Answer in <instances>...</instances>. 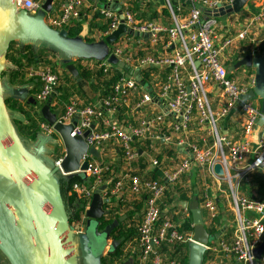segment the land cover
<instances>
[{
    "label": "built area",
    "instance_id": "built-area-1",
    "mask_svg": "<svg viewBox=\"0 0 264 264\" xmlns=\"http://www.w3.org/2000/svg\"><path fill=\"white\" fill-rule=\"evenodd\" d=\"M44 1L18 0L17 6L37 11ZM149 1L105 0L100 3L98 12L107 24L106 30L102 31L105 37L118 29L122 22L128 29L149 36L123 35L111 45L105 61L96 65L104 72L115 70L121 74L109 96L87 105H80L74 99L66 105L63 113L56 114L57 121L64 124L77 118L72 136H84L89 131L85 141L100 154L96 158L88 152L82 157L81 164L88 163V168L78 170L76 176H84L89 182H75L73 192L86 203V209L95 190L104 184L107 188L103 194L111 201L122 200L126 191L144 198V215L138 225L139 238L125 246L124 256L118 264L126 261L130 264H163L164 258L157 252L156 246L164 241L188 244L192 241V233H180L172 216L162 211L160 204L165 199L169 184H174L181 177H190L193 169L198 168L210 180L203 184L200 195L201 208L207 211L209 220L213 221L219 215V194L225 195L230 202L234 218L231 237L220 239L218 236L207 246V250L214 252L217 260L233 259L235 264H253L254 249L264 241V192L253 188L251 193L245 194L241 189L255 185V175L264 176V122H258L264 115L261 104H254V99H244L253 83H240L230 76L228 67L224 65V52L235 42H257L250 37V33L254 28L264 27V1L243 22L237 34L224 39L220 45L215 44L218 18L207 16L205 12L213 11L219 5L231 4L233 0H177L178 5L186 3L188 6L186 15L178 17L172 1L165 0L173 17L174 24L171 26L137 15L135 4L144 11ZM87 3L88 0H63L60 12L49 14V24L55 29H66L74 21L88 17ZM110 4L121 6L122 18L115 10L106 8ZM161 33L168 36L170 52L158 56H136V47H143L144 40L154 45ZM110 55L123 61L128 69L110 64ZM195 61L200 62L199 67H196ZM167 66L171 68L167 79L152 78V86L148 84V88L140 85L133 75L137 70L142 76V71L150 67ZM29 77L41 81L42 86L34 95L40 104L46 103L60 84L59 73L49 66L30 68ZM213 88L221 91L217 108L213 107L210 97ZM139 96V101L131 105L132 99ZM162 107L165 109L160 110ZM232 111L242 116V139L234 140L219 127L220 119ZM194 123L201 128L207 127L210 137L199 141L185 138L186 131ZM40 129L43 134L56 135L54 127L48 122L40 123ZM256 129L259 130L255 136ZM146 140H161L176 152L178 162L174 164L166 162L165 156L161 161L157 157L152 158V164L159 169L158 179L135 173L136 169L132 168L133 162L142 153L137 143ZM200 141L202 145H199ZM108 145L113 153L120 152L122 155L125 169L119 175L113 168L109 169L112 165L100 160L102 151L109 149ZM64 155L65 152L54 159V167L60 176L68 175L61 165ZM216 164L222 166L223 175L215 172ZM107 170L111 171L108 177ZM261 262L264 264V253Z\"/></svg>",
    "mask_w": 264,
    "mask_h": 264
},
{
    "label": "water",
    "instance_id": "water-1",
    "mask_svg": "<svg viewBox=\"0 0 264 264\" xmlns=\"http://www.w3.org/2000/svg\"><path fill=\"white\" fill-rule=\"evenodd\" d=\"M17 1L0 0V251L10 264H102L101 254L92 251L91 239L99 237L101 244L106 245L107 239H111L114 228L126 216H121L99 231L101 220L109 214V209H106L105 205L111 202V199L103 194L107 188L104 184L95 190L90 205L85 210L86 230L77 232L69 223V213L57 188V184L61 185L60 177L68 180L75 177L78 170L88 168V163L81 164V159L86 153L89 152L99 158V151L95 147H89L85 141L89 131H86L84 136H72L77 118L69 124L58 122L56 113L51 109L53 96L41 107L42 117L54 127L65 147L61 165L68 175L60 176L58 169L54 167V160L46 156L48 144L55 142L54 137L40 132L36 141L28 145L19 135L12 111L6 104L9 97L2 74L10 43L27 44L37 41L38 37L32 36L33 30L43 31L41 20L32 17L27 10L20 9ZM249 1L233 0L231 4L219 5L217 9L206 11L205 14L215 18L238 14ZM53 2L54 0L43 2L40 18L45 12H52ZM106 8L115 10L122 18L120 5L110 4ZM57 33L64 39L79 42L69 39L66 29H61ZM127 34L134 37L149 36L128 29L122 22L118 29L100 43L103 48L101 57L104 58L108 54V46ZM82 46L86 48L83 57H89L91 47L83 44ZM69 61V59L65 60V62ZM108 62L125 70L128 69L126 64L115 55H110ZM195 65L199 67L200 62L195 61ZM241 67L254 69L255 73L254 86L244 99L259 98L261 112L264 115V51L256 55L252 52L245 53L229 67V72L233 73ZM66 69L75 79L80 80L76 65L69 63ZM133 75L140 85L148 88V84L143 81L138 70ZM19 93L20 91L10 92V98L20 99ZM27 102L38 104L34 96H29ZM258 122L262 124L264 118H259ZM215 172L223 175L220 164H216ZM181 205L191 211L193 218L192 241L188 243L189 264H203L207 246L215 242L218 236L208 232L197 195L190 201H182ZM120 243L121 240L112 238L109 252L115 251ZM263 253L264 241L254 249L253 264H262ZM122 264L130 263L126 261Z\"/></svg>",
    "mask_w": 264,
    "mask_h": 264
},
{
    "label": "trees",
    "instance_id": "trees-1",
    "mask_svg": "<svg viewBox=\"0 0 264 264\" xmlns=\"http://www.w3.org/2000/svg\"><path fill=\"white\" fill-rule=\"evenodd\" d=\"M105 0H98L99 3H104ZM173 3V9L175 15L182 16L186 15L188 6L186 3H181L178 5L176 3L177 0H171ZM151 8V5H149ZM149 8H145L144 11H141L140 6L135 4V10L138 12L137 15L141 18H147L149 20L158 21L163 23L166 26L173 25V17L170 10L167 6L163 7L160 12L158 11H150ZM88 12V11H87ZM97 18L103 19L104 16L99 12L94 14L93 20L89 24V29L93 27H98L101 31H105L107 28L106 23H95ZM220 18H218L219 20ZM87 23V17H84L81 20L74 21L71 25L66 27L68 32V36L70 38H77L81 36L82 32L84 31L85 24ZM168 36L164 33H161L157 36L156 43L151 45L147 40H144V45L141 48L136 47L134 52L136 56H145L147 54H153L155 56L161 55L165 52H170L171 48L167 46ZM261 51H263V47L261 46ZM245 52V51H244ZM243 52L242 55L245 53ZM51 53L46 50H38L35 51L32 49L30 45H18L17 42L10 43V46L6 53V59L10 61L13 65L16 66V70L10 72L11 81L15 84H24L25 83V76L26 72L30 69L31 66H42V65H51ZM108 55V54H107ZM106 55V57H107ZM241 55V56H242ZM105 57V59H106ZM238 60L236 57L233 60L235 63ZM69 63L75 64L80 75V79L84 82H88L90 85L91 90L95 93L98 99L105 98L109 96L113 90V87L117 80L120 78L121 74L119 71H107L104 72L102 69L98 68L96 65H87L84 59L79 58L75 61L69 62H61L60 65L63 67L65 71L64 79L62 82L56 87V91L53 95L52 105L51 108L53 111L58 113H63L65 111V107L69 104L72 100H74L75 96L81 95V97L86 98V102H89L87 96L84 94L82 89L77 85V82L73 77L67 72L66 65ZM52 65H56L53 62ZM57 69V68H55ZM58 72L57 70H55ZM54 71V72H55ZM171 72L170 67H163V68H148L142 71L143 81L149 86H152V78H157L161 81H165L168 75ZM138 100L140 99L139 97ZM92 102V101H91ZM6 104L8 108L15 113H19L22 115L20 119H14V124L18 130L19 135L26 143H32L36 141L39 133L41 132L40 123L46 122L45 119L42 117L39 109H41V105H34L32 103H28L27 101L22 102L17 99L9 98L6 100ZM164 132V129L161 130ZM138 147L142 149V153L138 160L133 162L132 168L136 169L138 167V171L134 170L135 173L141 175H147L148 177L158 179L159 174L156 172H149L147 174L143 173V169L147 168V165L143 162L145 159L154 155L160 161L165 156L163 153L156 154L155 153V146H163L164 144L161 140H157L155 142H151V140L142 141V143H137ZM199 145H202V142H199ZM54 159L62 156L64 154L63 149L59 146L58 150L54 149ZM117 155H120V152H117ZM167 155H176L174 150L170 149L167 151ZM152 158V156H151ZM149 159V158H148ZM109 164V163H107ZM109 169H112V166H109ZM107 170L106 177L111 175V171ZM197 177L194 184L191 186L190 183L187 181L185 177H181V179L174 184H169L167 187V192L165 199L160 204L162 211L166 210H176L179 213L174 215L173 221L177 224L180 233L182 234H190L193 232V218L192 213L189 211V217L183 216L184 208L182 207V201H190L193 196H199V190L201 185L204 183L203 176ZM186 179V180H185ZM206 182L209 183V178L205 177ZM184 180V181H183ZM255 185H248L243 186L241 189L242 193L248 194L251 193L253 188H258L260 192H264V176L263 175H255L254 177ZM75 182H89L84 176H75L71 179H64L62 182V187L64 191V195L66 197V201L70 208L73 210V213L70 214L69 223L72 226L85 224V210H86V203L79 199L75 193H70L69 191L72 189L73 184ZM189 184V186H188ZM73 190H71L72 192ZM143 201L135 204L133 207L126 206L122 200L116 202V205H105V208L109 209V214L104 216L101 220L100 229L105 228L106 226L112 224L114 220H118L121 216L120 212L124 211L126 218L119 222V224L114 228L112 231L111 237L113 239L121 240V244L117 247V249L110 253L109 257L111 262H114L118 259H122L124 256V248L126 244L138 240L139 232H138V225L139 219L141 217L140 212L143 206ZM113 201L112 203H114ZM201 202V200H200ZM171 206H173L171 208ZM202 213L204 220L206 222L207 215L205 210L202 208ZM169 214V213H168ZM223 215V212L221 213ZM222 219L221 217H216L213 221H209L206 228L210 234L219 235L220 239H227V237H231L233 234L234 227L231 226L226 227L222 232ZM230 221V219H229ZM208 222V221H207ZM222 232V234H219ZM225 232V234H224ZM136 242V241H135ZM156 250L159 254H161L164 258L163 264H189L190 259V248L187 243L181 242H173L168 243L167 241L161 242L159 245L156 246ZM215 258V254L212 251H206L204 256L203 264H206L208 261H212Z\"/></svg>",
    "mask_w": 264,
    "mask_h": 264
},
{
    "label": "crops",
    "instance_id": "crops-1",
    "mask_svg": "<svg viewBox=\"0 0 264 264\" xmlns=\"http://www.w3.org/2000/svg\"><path fill=\"white\" fill-rule=\"evenodd\" d=\"M263 1L264 0H250L249 3L244 7V9L240 13L229 14V15L220 17V19L218 20L219 21V27L216 30L215 44L220 45L224 39L235 36L240 31L243 22L251 14H253L257 11V7ZM62 2H63V0H54L53 6H52V12H45L42 18H40L41 9H39L37 11H28V13L32 17H34L35 19L41 20V22L43 23V26H42L43 31L33 30L32 36L38 37L37 41H32V42H29L27 44H24V43H17V44L23 45V46L30 45L32 47V49L35 51H38L41 49L46 50V51L50 52L52 54V56H54V58H55L54 61H57L58 64H60L61 62H65L66 59H69L70 61H75L79 58L84 59V61L87 65H96V64H100L103 61H105L106 56L104 58L101 57V56H103V52H102L103 48L100 45V43H103V41L105 39V35L96 26L91 28V30L89 29V24L93 20L94 14L96 12H98V9L100 8V3L98 2V0H88V3H87V11H88L87 23L85 24L84 31L82 32L81 36H79L77 38H70L68 36L69 39H75V40L79 41L77 43L73 42L72 40L64 39L63 37H61L57 33V31L60 32L61 29H55L49 24V21H48L49 14L57 15L60 12ZM95 9L97 11H94ZM95 23H97V24L101 23L102 24V23H105V21H104V19L97 18L95 20ZM250 37L254 38L257 42L253 43L250 40H247L244 42H235L233 44V46H231L230 48L227 49V51L224 52V62H225L224 65H226L228 67V71H229V67L234 64L233 60L236 57H238V59L240 57H242L241 55L243 54L244 51H245L244 53L252 52L253 55L261 54L264 51V27L261 26L259 28H254L253 31L250 33ZM82 44L86 45V47L87 46L91 47L89 49V55H88L89 57H83V54L86 52V48L84 46H82ZM261 46L263 47V51L260 50ZM110 47L111 46H108V51H109ZM37 67H39V66H31L30 68H37ZM13 70H16V66L13 65L10 61H8L6 59L5 69H4V72L2 74V80L4 82V85L7 87L8 97L10 98V92L12 93L14 91H20L19 95L21 98L18 100L25 102V101H27L29 96H34L40 90V88L42 86L41 81L37 78H30L29 77V70H28L26 72V76H25V80H26L25 83L24 84H15L11 81V77H10V72ZM233 73L229 72L230 76L233 77L234 79L238 80V82H240V83L248 82L250 84L253 83L252 86H254V77H255L254 69H250V68L248 69L246 67L245 68L243 67L242 70L240 71V75L237 77L232 76ZM73 79H75V78L73 77ZM75 80L77 82V85L82 89L84 94L87 96L89 102H86L87 99L84 97H81V95L75 96L74 99L80 105H87V104L95 103L98 100V98H97V96H95V93L91 90L89 83L82 81V79H80V80L75 79ZM213 90H214V92H210V97L213 101V107L217 108L218 101H219V95H221V91L219 88H213ZM254 100H253L254 104H256L258 106L261 104V100L259 98H254ZM44 104H37V105H41V107H42ZM51 105H52V103H51ZM163 109H165V108H163V107L160 108V110H163ZM40 110L41 109H39V112H40ZM53 112H55V111H53ZM55 113L57 115L60 114L58 112H55ZM15 114H17V119H20V118H18L19 113H15ZM242 125H243L242 116L240 113L235 112V111L230 112L227 116L220 119V121H219V127H220L221 131L223 133L227 134L229 137L233 138L234 140L242 139V137H243ZM203 128L204 127H202V128L198 127V125L196 123H194L190 126L188 131H186L187 133L185 134L184 137L187 138L189 141L190 140L193 141L194 139H192V136L197 135L199 133V131H195V129L200 130ZM258 130L259 129L255 130V136L257 135ZM56 136L59 137L58 141L62 142L61 137L59 136V134L57 132H56V135L53 136L55 141H56V138H55ZM202 138L203 137L200 136V140ZM197 141H199V140H197ZM61 147H62L63 151L65 152V147L63 145V142H62ZM108 147H109V149L105 148L102 151V157H100V160H104L106 163H109L110 165H112V168L114 169V171L116 170L115 171L116 175H119L121 173V171H123L125 169V164L122 160V156L117 155L115 152L113 153L110 150V145H108ZM141 151H142V149H141ZM170 151H171V149H170ZM175 157H176V155H171V156L165 155L164 158L166 159V162H168V163L172 162L173 160L175 161V163H177L178 161H177V159H175ZM149 158L151 159V162L147 165L146 169H143L144 170L143 173L147 174L149 172L148 175H150L151 172H156V173L160 174L159 169L155 168V166L152 164L151 156ZM136 170L138 171V167H136ZM144 176H147V175H144ZM198 176L200 178H202L201 176H203L204 183H206L204 173L201 172L198 168L193 169V172H192L190 177H187V176H184V177L187 179V181L192 186L194 184V182L196 181ZM203 184L201 185V188L199 190V195H201V192L203 190V187H204ZM188 186H189V184H188ZM212 192L215 193V188H213ZM123 199H127L129 201L130 200L136 201V202L131 203L130 205L127 204V205H129V207H133L135 204H138L139 202L143 201L142 199L133 196L128 191H126V193L124 194V196L122 198V202L124 201ZM113 201H115V202L112 203ZM217 201H218V207H219V215L218 216L221 217V219H222L221 222L223 224V227H222V232H223V230L226 227L230 228L232 226L231 225L232 221H229V217H227V212H226L227 207L230 206V202L225 197V195H220V194L218 195ZM116 202H117L116 200L112 199V201L107 205H116ZM144 206H145V202H143V206H142V209L140 212L141 217L139 219V222L142 220L143 215H144ZM200 206H201V204H200ZM172 207L173 206H171V208ZM106 209H108V206ZM188 210L189 209L184 208V211L182 213L183 216L189 217V211ZM124 211L120 212V215L124 216L125 215ZM168 211L169 212H166V213H169V215H171L172 217L174 215H176V213H175L176 210L170 209ZM205 212H206V215L208 217L206 210H205ZM222 212H223V215H221ZM209 221H210L209 218H207L206 222L204 220L206 225H208V223H210ZM222 232H220L219 234H222ZM224 234H225V232H224ZM111 240H112V238L108 240L109 244L111 243ZM231 260H233V259H231ZM228 261L229 260H226V261L225 260L221 261V259L217 260L216 254H215L214 260L208 261L206 264H227Z\"/></svg>",
    "mask_w": 264,
    "mask_h": 264
},
{
    "label": "rangeland",
    "instance_id": "rangeland-1",
    "mask_svg": "<svg viewBox=\"0 0 264 264\" xmlns=\"http://www.w3.org/2000/svg\"><path fill=\"white\" fill-rule=\"evenodd\" d=\"M149 5H151V8H149ZM166 6V4H165V0H150L149 2H148V5H147V8H149V10L150 11H158V12H160L161 10H162V8L163 7H165ZM52 56V55H51ZM55 60V58H54V56H52L51 57V65H43V66H49V67H51L52 69H53V71H55V70H57L58 72H56V73H59V75H60V83L62 82V79H64V75H65V71H64V69H63V67L60 65V64H58L57 63V61H54ZM53 62H55L56 63V65H52L53 64ZM55 68H57V69H55ZM242 68L243 67H241V68H239L237 71H235L233 74H232V76H235V77H237V76H239L240 75V71L242 70ZM245 68V67H244ZM4 72V71H3ZM78 96V95H77ZM139 100H138V98H136V97H134L133 99H132V102H131V105H135L137 102H138ZM255 101V100H254ZM38 104H40V103H38ZM12 114H13V116H14V119H16L17 118V114H15V112H12ZM18 118H22V115L21 114H19V116H18ZM199 127V126H198ZM195 131H199V133L197 134V135H194V136H192V139H194L193 141H197V140H200V136H202V137H210V134H209V131H208V129H207V127H205V128H203V129H200V130H198V129H195ZM200 134V135H199ZM56 138V141L54 142V143H51V144H48V148H47V152H46V156H48L49 158H52L53 160H54V149L57 151L58 150V148H59V146H62V142L61 141H58V136H56L55 137ZM31 143L29 142L28 143V145H30ZM62 148V147H61ZM169 150V148L166 146V145H163V146H155V153L156 154H159V153H163V155L165 154L166 156H168L167 155V151ZM152 156V158H154V156H155V154L154 155H151ZM149 158V157H148ZM145 159L143 162H141V163H145L146 165H148L150 162H151V159L149 158V159ZM174 164L175 162L174 161H172V162H169V164ZM52 180L54 181V183L56 184V182H55V180L52 178ZM63 180H64V178H61L60 177V182H61V185L60 184H57V188H58V190H59V193H60V196L62 197V199H63V202H64V204H65V206H66V210H67V212L69 213V216H70V214L71 213H73V210L70 208V206L68 205V203H67V201H66V197H65V195H64V191H63V187H62V182H63ZM71 190H73V189H71ZM71 190L69 191V194L70 193H75V192H71ZM75 195H76V193H75ZM77 196V195H76ZM124 201V204L126 205V206H129L131 203H133V202H136L135 200H127V199H123ZM127 204H129V205H127ZM227 217H229V219H230V221H232V223H231V225L234 227V218H233V212H232V210L230 209V206L229 207H227ZM72 215V214H71ZM75 228H76V231L78 230V231H85V224H81V225H76L75 226ZM1 252V251H0ZM2 254V253H1ZM0 254V264H8V262H7V260L5 259V257H4V255L2 254L1 255ZM228 263H230V264H235V262H234V260H230V261H228Z\"/></svg>",
    "mask_w": 264,
    "mask_h": 264
},
{
    "label": "flooded vegetation",
    "instance_id": "flooded-vegetation-1",
    "mask_svg": "<svg viewBox=\"0 0 264 264\" xmlns=\"http://www.w3.org/2000/svg\"><path fill=\"white\" fill-rule=\"evenodd\" d=\"M86 225H87V221L85 222V227H86ZM100 225H101V223H100ZM100 225H99V231H102L104 228L100 229ZM90 229L92 230L93 227H91ZM85 230H86V228H85ZM91 240H92V251L95 254H98V252L101 254L100 257H101V263L102 264H118L119 259L114 261V262H111V260H110V257H109V255H110V252H109L110 244L108 242V239H107L106 245L101 244L102 242H101L99 237H95V238L92 237ZM0 254H1V252H0ZM5 259H6V257H5ZM7 262H8V260H7ZM8 264H10V263L8 262Z\"/></svg>",
    "mask_w": 264,
    "mask_h": 264
}]
</instances>
